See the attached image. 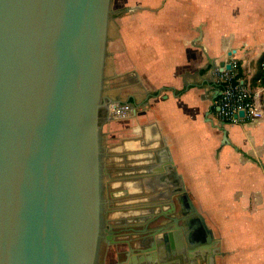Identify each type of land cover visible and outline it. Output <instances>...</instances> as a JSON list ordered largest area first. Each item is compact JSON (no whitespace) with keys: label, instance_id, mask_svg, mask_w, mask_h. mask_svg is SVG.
I'll return each instance as SVG.
<instances>
[{"label":"crops","instance_id":"0c3cea01","mask_svg":"<svg viewBox=\"0 0 264 264\" xmlns=\"http://www.w3.org/2000/svg\"><path fill=\"white\" fill-rule=\"evenodd\" d=\"M112 4L104 95L133 111L101 113L107 220L136 226L125 216L139 211L144 225L143 207L166 210L186 194L221 241L216 264H264V116L223 125L218 110L219 72L232 61L264 109V0Z\"/></svg>","mask_w":264,"mask_h":264},{"label":"water","instance_id":"95a60500","mask_svg":"<svg viewBox=\"0 0 264 264\" xmlns=\"http://www.w3.org/2000/svg\"><path fill=\"white\" fill-rule=\"evenodd\" d=\"M112 1L0 0V264H98L105 232L134 254L156 248H144L139 211L125 216L136 226L106 221L101 113L122 104L104 95ZM147 173L159 179L163 170ZM178 198L180 218L193 223L172 225L174 205L160 212L156 204L151 222L166 219L158 245L168 246L173 230L181 245L197 231L196 254L216 264L221 241L189 196ZM124 255L127 264L151 260Z\"/></svg>","mask_w":264,"mask_h":264},{"label":"flooded vegetation","instance_id":"af4514ba","mask_svg":"<svg viewBox=\"0 0 264 264\" xmlns=\"http://www.w3.org/2000/svg\"><path fill=\"white\" fill-rule=\"evenodd\" d=\"M174 205V212L170 213L169 216L172 218L171 223L172 225L175 226H180L182 227L184 224H192L193 221L191 217L186 219L187 221L183 222L182 219L180 218V214L182 213V203L180 198L178 200H175ZM158 207V205H153L151 207L145 208L143 207L141 209V212L145 215H147V218H145L144 225H142V232L140 233L142 237L146 241H148V244H145L144 248H152L153 243H155L156 248H152L151 252L147 253H140V254H134L132 251L128 249V245H123L121 243H118L122 238L120 235H113V240H109L107 236L109 235L108 232H105V238L102 241V244L100 246V251H99V259H98V264H102L103 256H104V247H113L112 249V257H113V264H127L124 258H127L124 254L129 253L130 257L136 256V257H142V256H147L150 254L151 260H146L144 261V264H194V259L192 257H195L196 254V243L198 242V232L196 231V234L194 231H188V233L184 234L183 236L185 237L186 244L180 243L179 236L177 234H174L176 230H173V235H172V241H170L169 245L166 246L164 244L158 245V242H163L164 241V235L165 231L159 232L158 234H155V232L159 229L162 228L161 220L158 222H151L154 214L152 212L149 213V211L153 208ZM160 207V205H159ZM171 206L169 205L166 210L170 211ZM158 211H162L161 207L158 209ZM111 208L109 206V203L106 199V221L107 225H112L113 229H117L116 225H113L110 223L107 219L108 216H110ZM183 215V214H182ZM146 217V216H145ZM178 220V222H176ZM109 222V223H108ZM146 227V228H145ZM145 229V230H144ZM189 229V228H188ZM115 231V230H114ZM132 236H135L134 233H132ZM119 237V238H118ZM118 240L117 242L115 241L116 239ZM121 238V239H120ZM196 238V239H195ZM151 241V242H150ZM153 244V245H152ZM190 247V250L186 249L188 246ZM131 246H133V243H131ZM168 250H167V249ZM136 251V249H135ZM142 251V250H141ZM168 251L170 255L168 254ZM195 251V254H194ZM136 253V252H135ZM196 264H210L208 261V256L203 260L200 256H196Z\"/></svg>","mask_w":264,"mask_h":264},{"label":"built area","instance_id":"2783aa9c","mask_svg":"<svg viewBox=\"0 0 264 264\" xmlns=\"http://www.w3.org/2000/svg\"><path fill=\"white\" fill-rule=\"evenodd\" d=\"M264 69V64H263ZM237 61L231 62V69L225 67L219 72L218 79L222 85L221 96L218 101L219 115L225 123H236L241 120L257 121L264 116V109L258 102V94L244 84L239 76ZM129 104H116L110 108V117L122 119L132 113ZM244 112V117L239 113Z\"/></svg>","mask_w":264,"mask_h":264},{"label":"rangeland","instance_id":"374dc122","mask_svg":"<svg viewBox=\"0 0 264 264\" xmlns=\"http://www.w3.org/2000/svg\"><path fill=\"white\" fill-rule=\"evenodd\" d=\"M118 1V0H117ZM112 3H113V1H112ZM113 5V4H112ZM198 190V189H197ZM199 206H203V205H199ZM205 206V205H204ZM206 206H208V205H206Z\"/></svg>","mask_w":264,"mask_h":264},{"label":"bare ground","instance_id":"6f19581e","mask_svg":"<svg viewBox=\"0 0 264 264\" xmlns=\"http://www.w3.org/2000/svg\"><path fill=\"white\" fill-rule=\"evenodd\" d=\"M157 182H158V180H157ZM152 188H153V187H152ZM153 190H156L155 187L153 188Z\"/></svg>","mask_w":264,"mask_h":264}]
</instances>
